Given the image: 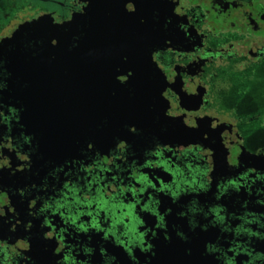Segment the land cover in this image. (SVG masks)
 <instances>
[{"label": "flooded vegetation", "instance_id": "af4514ba", "mask_svg": "<svg viewBox=\"0 0 264 264\" xmlns=\"http://www.w3.org/2000/svg\"><path fill=\"white\" fill-rule=\"evenodd\" d=\"M163 7L0 0V264H264V0Z\"/></svg>", "mask_w": 264, "mask_h": 264}, {"label": "water", "instance_id": "95a60500", "mask_svg": "<svg viewBox=\"0 0 264 264\" xmlns=\"http://www.w3.org/2000/svg\"><path fill=\"white\" fill-rule=\"evenodd\" d=\"M133 3H136V12H137V25H136V34H137V38L140 37L141 32L145 33V22H143V24H141V18L145 19V16L147 18V23H150V15L155 13V12H160L162 11V9L164 8V0H132ZM146 20V19H145ZM144 21V20H143ZM158 22L156 21H152V25L153 28H151L149 25H147V32L149 33V37L150 34L152 32V40L149 42L150 45H152L153 47L158 46L159 45V29L157 27H155L157 25ZM23 25L22 27H20V29H23V27L27 26ZM142 25V26H140ZM66 35V31H56V36L53 35L50 38L51 39H65ZM47 48L49 50H51L53 53V55H59V49L61 48L60 45L57 44H49L47 45ZM62 54V53H60ZM65 55V54H64ZM65 62V61H63ZM258 160L263 161L264 157H258ZM181 264H214V263H210L206 260H204L201 256L199 255H195L194 257H186L184 259V261H182Z\"/></svg>", "mask_w": 264, "mask_h": 264}]
</instances>
